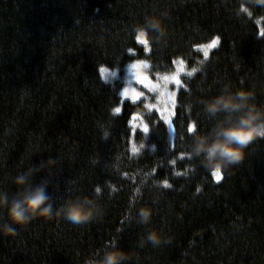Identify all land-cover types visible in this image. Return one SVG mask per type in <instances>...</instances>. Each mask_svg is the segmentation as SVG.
Masks as SVG:
<instances>
[{"label": "trees", "instance_id": "16d2710c", "mask_svg": "<svg viewBox=\"0 0 264 264\" xmlns=\"http://www.w3.org/2000/svg\"><path fill=\"white\" fill-rule=\"evenodd\" d=\"M148 17L162 21L163 34L148 30L145 53L134 40ZM261 30L259 0H0V193L11 201L44 184L50 196L88 197L94 209L85 223L53 206L12 225L7 207L0 208V227L15 228L0 232V264H84L113 242L130 253L123 264H264V137L246 146L219 183L203 156L190 154V121L208 133L224 117L208 114L204 99L228 86L253 90L264 106ZM215 37L208 59L182 77L172 143L155 111L122 101V81L99 72L133 59H146L151 76L171 71L177 58L193 67L202 57L194 47ZM120 103L124 111L114 117ZM133 112L151 125L146 137L130 136ZM50 158L54 166L33 172L22 187L14 183ZM141 208L151 210L147 224ZM153 230L159 245L147 241Z\"/></svg>", "mask_w": 264, "mask_h": 264}, {"label": "clouds", "instance_id": "9594fccd", "mask_svg": "<svg viewBox=\"0 0 264 264\" xmlns=\"http://www.w3.org/2000/svg\"><path fill=\"white\" fill-rule=\"evenodd\" d=\"M264 3V0H259ZM159 30L163 34L162 21L155 17H148L145 26H137L136 32L141 37H146L148 30ZM138 75L140 73L138 72ZM133 98L137 93L131 90ZM255 92L251 89L240 88L232 92L228 86L225 90L212 98L204 99V110L212 115L223 112L224 117L218 120L208 133L197 132L195 124L192 126L194 142L191 153L203 156L202 164L211 172L220 175L228 166L240 162L244 158V149L257 138L264 137V106L253 101ZM151 108L150 105H145ZM147 134V129L145 128ZM57 163L54 159L40 162L35 168L28 169L25 173L15 177L14 183L22 187L26 185L33 172L45 167H52ZM49 189V192L54 189ZM98 192V191H97ZM19 198L9 201L4 193H0V208L7 207L8 217L12 225H22L30 222L37 215H47L53 206H57L64 217L72 223H85L93 217V201L88 198L71 199L57 193L55 197L45 191V185L24 188L18 193ZM151 210L141 208L139 211L140 222L147 224L151 219ZM0 232L12 234L15 228L10 225L0 227ZM147 241L152 245L162 242L158 231L153 230L147 234ZM141 241V247L143 246ZM130 259V253L116 246L113 242L110 249L104 252L100 259L88 257L84 264H123Z\"/></svg>", "mask_w": 264, "mask_h": 264}, {"label": "rangeland", "instance_id": "374dc122", "mask_svg": "<svg viewBox=\"0 0 264 264\" xmlns=\"http://www.w3.org/2000/svg\"><path fill=\"white\" fill-rule=\"evenodd\" d=\"M136 41L139 44H143L144 50L147 51L149 46H148L146 37H141L137 34ZM217 44H218V38L213 39L207 43L197 45L194 47V49L202 55L201 60H203L204 59L203 53H204V56L207 57L209 51L212 48H214ZM198 48L200 50H198ZM129 64L137 65L138 66L137 71L140 74H147L149 76L150 80L155 84V87L157 89H159V95L156 96V93L149 92L143 86L137 84L135 82V80H132L131 84L127 83V81L129 79H131L130 73L128 72V65ZM201 64L202 63H199L198 65L193 66V71L196 72V70L201 66ZM191 68L192 67L187 66L186 61L184 59L177 58L173 61V69L171 71L165 72V73H159V74H155V75L151 76V73L149 72V64L146 61V59L145 60L144 59H133L121 68H116V69H110L109 68L110 71L105 73V74L103 72H101V76L105 81H112L114 79H120L122 81V85L119 89V96H120L121 91L125 87H128L130 89V92H131V89H135V91L144 92V94H145L144 97L137 100L136 102L140 103L144 107H145V105H150L151 106L150 109L145 107V109L147 111H153L152 108H154V107L157 108L159 110V112H157V111H155V112L158 114L160 120L162 122L164 120L165 123L171 124L172 115H173V111H174V105H175V98H176L175 92H178V90L180 89L182 84L178 88L174 83H169V82L176 79L177 75H179V78L182 81V77L188 76L186 73H187V71H190ZM111 70H117V76L116 77H112ZM105 76L107 77V79L105 78ZM169 91H173V92H171L169 94ZM130 97H131V94H129V100H130ZM133 125L136 127H143L145 125V121L140 114H138V118L133 121ZM168 135H169V139L172 143L173 130L168 131ZM212 174L215 175V177L218 180L220 179L221 174L217 175L213 172H212Z\"/></svg>", "mask_w": 264, "mask_h": 264}, {"label": "snow or ice", "instance_id": "6c2138e0", "mask_svg": "<svg viewBox=\"0 0 264 264\" xmlns=\"http://www.w3.org/2000/svg\"><path fill=\"white\" fill-rule=\"evenodd\" d=\"M259 35L261 36V37H264V30H261L260 32H259ZM217 38H219V37H215L214 39H217ZM220 39V38H219ZM134 43H137V41H135L134 40ZM138 44V43H137ZM142 48H144V45L143 44H139ZM198 50H200L199 48H198ZM130 55H132L133 57L137 54V50L135 49V48H128L127 50H126ZM151 52V48H150V46L148 47V49H147V51H145V53H150ZM203 57H204V59L203 60H201L200 61V63H204L205 62V60H207L208 59V57H209V53H208V56L207 57H205L204 56V53H203ZM145 60V59H144ZM147 61V60H146ZM148 62V61H147ZM175 63V62H174ZM137 65H135V64H129L128 65V72L130 73V77H131V79H129L128 81H127V83L128 84H131L132 83V80H135V82L137 83V84H139V85H141V86H143L145 89H147L149 92H151V93H156V96L157 95H159V89H157L156 87H155V84L150 80V78H149V76L147 75V74H140V75H138V71H137ZM110 71V69L107 67V66H102V67H100L99 68V72L101 73V72H103L104 74L105 73H107V72H109ZM188 76H192L193 74H195V72L193 71V67L190 69V71H187V73H186ZM111 75H112V77H116L117 76V70H111ZM105 78L107 79V77L105 76ZM169 83H174L178 88H179V86H181V84H182V81H181V79L179 78V75H177V77H176V79H174V80H172V81H170ZM131 90H133V89H131ZM130 92V89L128 88V87H125V88H123V90L121 91V93H120V98H121V100L122 101H124V100H129V93ZM171 92H173V91H169V94L171 93ZM175 92V91H174ZM136 93H137V95H136V97L135 98H133V96H131L130 97V100H129V102H132V103H135L137 100H139V99H141V98H143L144 97V92H140V91H136ZM175 97L177 96V92H175ZM175 107V106H174ZM152 110L153 111H157V112H159V110L157 109V108H152ZM123 111H124V106H123V103H120L118 106H115V107H113L112 109H111V112H112V114H113V116L114 117H116V116H119V115H121L122 113H123ZM174 113V112H173ZM174 115H175V113H174ZM138 118V114L137 113H135V112H133V113H131V115H130V117H129V119H128V126H129V130H130V136L134 139L135 138V136H136V133L137 132H140L142 135V137H146L147 136V134L150 132V129H151V125L149 124V123H147L146 121H145V125L143 126V127H136V126H134L133 125V121L134 120H136ZM163 120V119H162ZM163 122H164V124L167 126V129H168V131H172L173 130V123H172V121H171V124H167V123H165V121L163 120ZM191 123H193V124H195V121H190ZM145 128L147 129V134H146V132H145ZM108 135V133L107 132H105L104 133V136H107ZM173 147H174V145H173ZM176 162H174V164H175ZM176 175H180L181 173L180 172H176L175 173ZM210 176H211V178L213 179V181L214 182H216V183H219L221 180H222V178H223V172L221 173V176H220V179L218 180L216 177H215V175H213V174H210ZM163 186L165 187V188H171L172 187V184L169 182V180H167V179H164L163 180ZM113 190H115V189H113ZM96 191H98V192H100L101 191V188L100 187H97L96 188ZM196 191L197 192H199L200 191V188H197L196 189Z\"/></svg>", "mask_w": 264, "mask_h": 264}]
</instances>
